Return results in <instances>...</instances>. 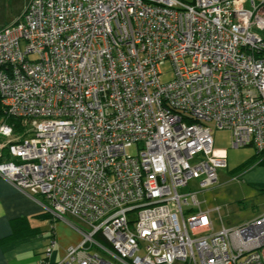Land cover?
Segmentation results:
<instances>
[{"label":"built area","instance_id":"2783aa9c","mask_svg":"<svg viewBox=\"0 0 264 264\" xmlns=\"http://www.w3.org/2000/svg\"><path fill=\"white\" fill-rule=\"evenodd\" d=\"M261 33L264 0H29L0 29L1 103L23 125L0 124V176L84 224L41 264H264V214L215 231L180 192L227 168L214 129L264 162Z\"/></svg>","mask_w":264,"mask_h":264},{"label":"rangeland","instance_id":"374dc122","mask_svg":"<svg viewBox=\"0 0 264 264\" xmlns=\"http://www.w3.org/2000/svg\"><path fill=\"white\" fill-rule=\"evenodd\" d=\"M29 0H0V29L13 24L25 10ZM186 4H194L195 0H182ZM259 1V0H257ZM264 36V33H261ZM162 82L174 79L175 73L171 62L162 66ZM215 149L225 150L227 168L218 170V181L214 186L201 191L199 180L190 181L189 185L180 190L181 193L198 192L200 209L211 212L215 231L223 227L236 228L254 220L264 212V191L258 190L250 177L245 173L254 168L264 169L256 160L257 152L254 147L232 148L231 133L227 130L213 131ZM136 154V148L129 151ZM254 161V163H252ZM191 206H187L186 209ZM220 211L217 212L216 209ZM71 225L84 226L77 218L70 215L65 217Z\"/></svg>","mask_w":264,"mask_h":264},{"label":"crops","instance_id":"0c3cea01","mask_svg":"<svg viewBox=\"0 0 264 264\" xmlns=\"http://www.w3.org/2000/svg\"><path fill=\"white\" fill-rule=\"evenodd\" d=\"M244 176L264 191V169L254 168ZM44 203L43 198L19 190L0 176V264H41L52 236L56 246L51 262L56 263L81 242V234L73 227L76 224L66 219L53 222Z\"/></svg>","mask_w":264,"mask_h":264},{"label":"trees","instance_id":"16d2710c","mask_svg":"<svg viewBox=\"0 0 264 264\" xmlns=\"http://www.w3.org/2000/svg\"><path fill=\"white\" fill-rule=\"evenodd\" d=\"M1 93H0V124H2V123H8V124H10V125H13L14 127H15V129H16V131H18V132H20V131H22V129H23V125H22V123H21V121H19V120H17V119H14V118H11L8 114H7V112H6V110L3 108V106H2V103H1ZM0 139H2V138H0ZM3 140V139H2ZM4 159H7L8 160V158H9V156H8V154L6 153V151H4V157H3ZM259 159V156H258V154H257V156H256V160L255 161H257ZM2 160L0 159V162H1ZM252 163H254V161L252 162ZM258 165H260V166H264V162H259V164ZM46 214L51 218V220H52V216L49 214V213H47L46 212ZM53 237V236H52Z\"/></svg>","mask_w":264,"mask_h":264}]
</instances>
